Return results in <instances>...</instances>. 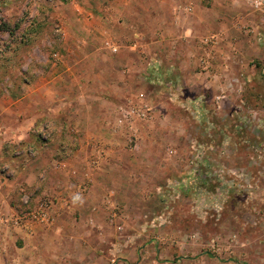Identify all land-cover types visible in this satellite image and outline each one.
<instances>
[{
	"label": "crops",
	"instance_id": "crops-1",
	"mask_svg": "<svg viewBox=\"0 0 264 264\" xmlns=\"http://www.w3.org/2000/svg\"><path fill=\"white\" fill-rule=\"evenodd\" d=\"M115 4L107 17L81 26L91 39L88 49L79 50L81 63L42 66V75L33 76L23 95L0 98V218L8 220L0 221V264H114L134 255L136 260L135 237L119 239L108 222L109 200L130 207L128 231L141 235L140 258L157 263L152 254L159 253L142 239L148 231H162V224L148 219L151 200L143 193L150 188L149 195L163 196L156 186L161 169L175 167L179 173L180 165H163L151 158V147H141L147 128L135 149L126 146L109 125L117 105L154 102L156 123L169 112H164L168 99L191 105L222 100L223 88L233 80L242 90L252 82L251 73L264 79V10L255 11L249 0ZM108 39L119 45L117 54L105 47ZM101 150L110 157L98 159ZM43 199L52 202L55 221L26 222Z\"/></svg>",
	"mask_w": 264,
	"mask_h": 264
},
{
	"label": "rangeland",
	"instance_id": "rangeland-1",
	"mask_svg": "<svg viewBox=\"0 0 264 264\" xmlns=\"http://www.w3.org/2000/svg\"><path fill=\"white\" fill-rule=\"evenodd\" d=\"M120 1L0 0V98L23 95L33 76L42 75V66L81 63L79 50L91 42L81 26L107 17ZM107 42L114 44L104 41L107 48ZM258 74L251 73L252 82L241 92L223 88L222 100L191 105L168 99L164 112L172 111V119L166 112L156 123V117L141 123L150 130L141 147H151V158L163 165L178 163L181 171L161 169L156 186L163 196L149 195L150 188L143 193L151 200L148 219L162 224V231L143 232L149 236L142 239L159 253L152 254L157 263L141 260V235L128 231L130 207L115 203L116 215L112 211L108 222L119 239L135 237L131 248L137 259L117 258L114 264H264V79L258 81ZM187 190L191 195L183 198Z\"/></svg>",
	"mask_w": 264,
	"mask_h": 264
},
{
	"label": "built area",
	"instance_id": "built-area-1",
	"mask_svg": "<svg viewBox=\"0 0 264 264\" xmlns=\"http://www.w3.org/2000/svg\"><path fill=\"white\" fill-rule=\"evenodd\" d=\"M249 3L251 7L255 11H262L264 10V0H249ZM187 10L191 12L193 10L192 7H187ZM207 39L206 43H215V40L208 41ZM108 48L112 52H118L120 50V47L118 44H113L111 42H107ZM208 63V64H207ZM207 67L209 66V62H206ZM235 83H238L237 80H233L231 84L229 85V89H236L237 87ZM241 90V88H239ZM117 115L113 122H111L109 125H111V130L116 135H122L124 139L127 140V143L129 144V147L131 149H135L138 146V143L141 138V123H150L155 118V111L152 107H150L147 103H144V101H129L126 103H122L117 105L116 107ZM106 150V149H105ZM101 154L100 158L98 159H108L110 156L106 151H100ZM91 165L97 170V167L99 166V161L95 158L92 160ZM62 168L66 167V163L61 164ZM67 168V167H66ZM71 173L73 175H77L76 170H72ZM85 177L87 181L91 180V175L88 172H85ZM82 188L84 191H86L89 188V183H84L82 185ZM108 205L113 208V216L116 215L117 210V204H115L112 200L107 201ZM53 204L49 199H43L39 201L35 207V209L29 213L24 220L26 222H35L40 223L44 225H50L55 221V215L52 212ZM119 208V207H118ZM115 211V212H114ZM119 213V212H118ZM0 221L7 222L8 220L6 218H0ZM20 220L16 219L15 223L20 224Z\"/></svg>",
	"mask_w": 264,
	"mask_h": 264
}]
</instances>
